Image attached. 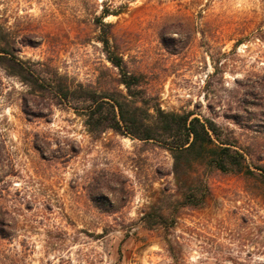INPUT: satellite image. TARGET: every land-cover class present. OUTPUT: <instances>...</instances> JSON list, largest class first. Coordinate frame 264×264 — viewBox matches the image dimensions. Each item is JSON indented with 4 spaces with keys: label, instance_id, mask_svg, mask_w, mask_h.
I'll return each instance as SVG.
<instances>
[{
    "label": "rangeland",
    "instance_id": "374dc122",
    "mask_svg": "<svg viewBox=\"0 0 264 264\" xmlns=\"http://www.w3.org/2000/svg\"><path fill=\"white\" fill-rule=\"evenodd\" d=\"M0 50V264H264V0H0ZM83 90L211 121L253 173L176 177L164 143L88 131Z\"/></svg>",
    "mask_w": 264,
    "mask_h": 264
},
{
    "label": "trees",
    "instance_id": "16d2710c",
    "mask_svg": "<svg viewBox=\"0 0 264 264\" xmlns=\"http://www.w3.org/2000/svg\"><path fill=\"white\" fill-rule=\"evenodd\" d=\"M109 14L107 11L101 13L97 20L100 28L98 40L102 43L107 60L118 69L119 83H121L128 95L136 96L139 90L140 78L130 72L123 60V57L116 53L109 42V24L102 21L103 16ZM4 54H9L0 50ZM33 87L40 91H50L55 97L64 100L69 99L71 88L61 77L45 78L39 76L30 80ZM84 91V90H83ZM82 97L83 107L81 114L88 131L92 133L110 128L120 134H129L142 140H158L166 145L173 157V172L186 174V166L181 164L183 154H191L194 159H201L210 166L222 171H235L253 173L245 164L242 152L233 148L218 138L216 126L211 121H202L199 117L191 116L189 113L166 112L161 108L153 107L152 118L149 122L146 118L140 117L135 108L132 111L125 110L123 103L101 96L96 92L84 91ZM194 193H187L184 198L191 203ZM203 197H201V200ZM200 200V201H201Z\"/></svg>",
    "mask_w": 264,
    "mask_h": 264
}]
</instances>
